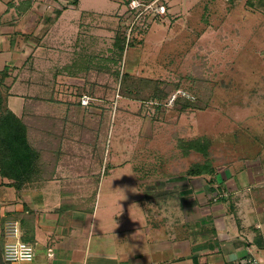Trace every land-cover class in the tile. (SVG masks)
<instances>
[{
    "label": "crops",
    "instance_id": "0c3cea01",
    "mask_svg": "<svg viewBox=\"0 0 264 264\" xmlns=\"http://www.w3.org/2000/svg\"><path fill=\"white\" fill-rule=\"evenodd\" d=\"M101 2L0 0V68H9L5 89L13 88L6 94L8 107L29 120L31 136L49 135L55 141L45 142L43 160L50 162L43 177L17 188L0 173L1 243L6 222L17 220L36 244L32 264H237L251 255L264 261V157L259 149L216 166L211 175L185 173V178L169 177L171 186L164 179L148 184L157 193L145 198L160 200L155 212L161 217L143 208L141 229L115 224L123 214L116 222L99 213L104 176L89 174L108 165L93 145L99 127L93 130L92 159L78 155L91 148L84 125L95 121L90 117H98L99 109L93 105L86 113L73 101L84 88L77 67L85 62L86 41L97 39L89 25L105 20ZM109 2L108 9L117 10L123 0ZM10 79L17 80L12 87ZM28 106L34 107L33 115L26 114ZM168 214L172 217L165 225Z\"/></svg>",
    "mask_w": 264,
    "mask_h": 264
},
{
    "label": "rangeland",
    "instance_id": "374dc122",
    "mask_svg": "<svg viewBox=\"0 0 264 264\" xmlns=\"http://www.w3.org/2000/svg\"><path fill=\"white\" fill-rule=\"evenodd\" d=\"M131 3L149 8L132 10ZM162 5L165 13L158 12ZM101 6L105 20L89 25L97 39L86 41L77 72L84 93L102 107L84 125L91 148L78 155L91 160L98 145L108 162L89 171L104 176L99 213L116 222L123 214L115 224L141 229L143 208L154 213L160 203L145 198L157 193L148 184L164 179L171 186L169 177L185 178L196 164L210 161L216 169L258 149L264 157V0H123L117 10L102 0ZM187 100L192 107L185 109ZM200 137L209 138L208 156L178 146L179 139Z\"/></svg>",
    "mask_w": 264,
    "mask_h": 264
},
{
    "label": "trees",
    "instance_id": "16d2710c",
    "mask_svg": "<svg viewBox=\"0 0 264 264\" xmlns=\"http://www.w3.org/2000/svg\"><path fill=\"white\" fill-rule=\"evenodd\" d=\"M130 1V0H129ZM122 42L125 44L126 37L121 36ZM125 46V45H123ZM9 76V68H0V173L2 176L8 177L14 180V185L17 188L23 187L28 181H34L37 177H43L46 164L43 160L45 153V142H55L51 136L44 135L43 137L31 136L29 120L24 117H19L15 114L7 104V95L4 93L5 79ZM84 88L79 89L75 94L77 100L73 103L75 106H80L86 113L89 112V108L93 105L97 108H101L95 98V95L91 96L93 100L90 105L86 106L81 103V98L84 93ZM89 95V94H87ZM156 100V98H154ZM181 100V99H180ZM178 100V102L180 101ZM184 108L192 107V103L189 100L183 102ZM104 111V109L102 110ZM35 113L33 106L26 107V114L33 115ZM103 117V116H102ZM104 119V118H103ZM36 123L40 122L38 119ZM42 125V124H41ZM59 136L54 137L57 141ZM43 138V139H42ZM96 140V139H94ZM43 141V144H41ZM97 142V141H96ZM58 144H62V138L58 140ZM209 138L200 137L189 140L179 139L178 146L182 151L187 154L189 151L200 152L205 156L209 154ZM58 145V146H59ZM60 150V147L56 148ZM99 154V153H98ZM103 155L99 154V159ZM51 158V156H49ZM215 172L214 166L207 161L203 164L199 163L191 167L186 174L191 176L196 175H211ZM30 234H23L25 241H32ZM4 243L0 247V264H9L4 259Z\"/></svg>",
    "mask_w": 264,
    "mask_h": 264
},
{
    "label": "built area",
    "instance_id": "2783aa9c",
    "mask_svg": "<svg viewBox=\"0 0 264 264\" xmlns=\"http://www.w3.org/2000/svg\"><path fill=\"white\" fill-rule=\"evenodd\" d=\"M143 6H145L146 8H149L148 5H144L143 3H138V4L135 3V5L133 3H131L132 10H136V9L143 10V8H142ZM165 11H166V8L164 5H162L160 7V9L158 10V12H161V13H165ZM140 12H142V11H140ZM92 100H93V98L90 95L85 94L81 98V103L83 105L88 106V105H90ZM4 231H5L4 234H5V238H6L4 246L7 243L23 242L24 244L29 245L33 249V254L35 257V251H34L33 244L30 241H25L23 239V231L21 229L19 221L9 220L5 224ZM3 250H4V248H3ZM5 261L8 262L7 260H5ZM237 264H264V261L262 259L256 257V256H254V255H251L249 258L244 259L241 262H238Z\"/></svg>",
    "mask_w": 264,
    "mask_h": 264
},
{
    "label": "clouds",
    "instance_id": "9594fccd",
    "mask_svg": "<svg viewBox=\"0 0 264 264\" xmlns=\"http://www.w3.org/2000/svg\"><path fill=\"white\" fill-rule=\"evenodd\" d=\"M4 258L9 264H32L33 249L23 242L7 243L4 246Z\"/></svg>",
    "mask_w": 264,
    "mask_h": 264
}]
</instances>
